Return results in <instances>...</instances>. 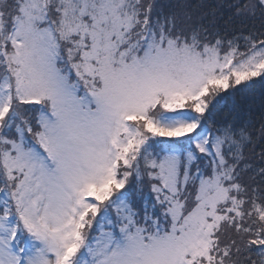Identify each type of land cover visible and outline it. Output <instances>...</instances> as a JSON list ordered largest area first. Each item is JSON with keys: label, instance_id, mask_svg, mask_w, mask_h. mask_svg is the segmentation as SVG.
Instances as JSON below:
<instances>
[{"label": "snow or ice", "instance_id": "snow-or-ice-1", "mask_svg": "<svg viewBox=\"0 0 264 264\" xmlns=\"http://www.w3.org/2000/svg\"><path fill=\"white\" fill-rule=\"evenodd\" d=\"M0 264H264V0H0Z\"/></svg>", "mask_w": 264, "mask_h": 264}]
</instances>
